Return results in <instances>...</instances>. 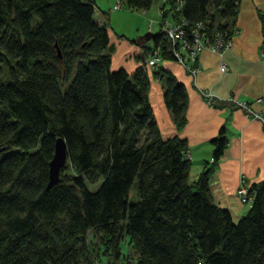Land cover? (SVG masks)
Listing matches in <instances>:
<instances>
[{"label": "trees", "instance_id": "16d2710c", "mask_svg": "<svg viewBox=\"0 0 264 264\" xmlns=\"http://www.w3.org/2000/svg\"><path fill=\"white\" fill-rule=\"evenodd\" d=\"M154 1L124 4L146 10ZM238 1L162 0L161 19L203 22L208 37L221 30L230 38ZM94 11L93 0H0V264H128L123 236L134 264H264V179L248 186L249 208L236 221L214 203L209 178L227 144L221 126L211 164L190 180L187 142L161 137L143 63L111 70L107 25ZM153 47L174 60L161 26L147 52ZM152 72L182 128L185 86L161 65ZM56 137L67 161L47 189ZM133 183L138 198L129 201Z\"/></svg>", "mask_w": 264, "mask_h": 264}, {"label": "crops", "instance_id": "0c3cea01", "mask_svg": "<svg viewBox=\"0 0 264 264\" xmlns=\"http://www.w3.org/2000/svg\"><path fill=\"white\" fill-rule=\"evenodd\" d=\"M93 1V19L101 24L107 14L99 5H110L111 0ZM258 12L264 14V0L238 1L234 21L236 33L232 36L231 46L222 55L209 49L201 50L197 54L199 70L196 75L186 72L175 60L165 59L160 63L185 86L187 120L182 128H176L164 104L162 82L153 76L152 71L147 72L148 100L161 137L178 136L187 142L190 180L196 179L211 164V139L224 126L227 144L211 173L209 189L214 203L228 209L234 221L249 208V204L241 203L236 194L241 179L248 186L264 179V129L260 121L249 117L235 105L237 101H252L264 96V59ZM107 30L111 70L122 67L132 73L144 62L147 47L152 43L145 40L134 42L135 39L131 40L124 34L112 35L108 27ZM221 63L226 65L224 72L220 71ZM202 90L211 94L214 99L212 105L206 103ZM254 108L264 114V103L254 104Z\"/></svg>", "mask_w": 264, "mask_h": 264}, {"label": "built area", "instance_id": "2783aa9c", "mask_svg": "<svg viewBox=\"0 0 264 264\" xmlns=\"http://www.w3.org/2000/svg\"><path fill=\"white\" fill-rule=\"evenodd\" d=\"M122 6L123 4L118 1L113 5V8L120 9ZM179 6L180 2L175 10L179 9ZM160 26L162 32L170 42L173 59L180 63L185 71L192 76L196 75L199 70L197 54L201 50L209 48L219 55H222L232 44V37L227 38L225 32L223 33L221 30H214L212 36L208 37L203 22H198L187 28L186 21L181 19L178 23L162 21ZM233 33H236V29ZM164 60L160 49L158 47H153L147 52L142 68L146 72L152 71ZM225 70V63H221L220 71L224 72ZM201 93L206 103L212 105L214 99L211 94L207 90H202ZM262 103H264V96H258L252 101H237L235 105L242 109L249 117L260 121L264 129V114L254 108V104ZM236 194L241 203H247L251 200V197L248 196V184L243 178L236 190Z\"/></svg>", "mask_w": 264, "mask_h": 264}, {"label": "rangeland", "instance_id": "374dc122", "mask_svg": "<svg viewBox=\"0 0 264 264\" xmlns=\"http://www.w3.org/2000/svg\"><path fill=\"white\" fill-rule=\"evenodd\" d=\"M121 2L123 4L122 8L114 9L111 5L116 2ZM162 4V0H155L152 5L146 10L140 9H129L125 6L124 0H111L110 5H99V7L105 11L107 14L105 17V23L107 27L110 29L112 35H120L124 34L129 39H140L142 38L145 33L151 32L156 33L160 27V23L162 22L160 16V5ZM170 17H166V21H169ZM235 30V28H234ZM147 43H152V38L146 41ZM209 49V48H206ZM212 51L211 49H209ZM214 52V51H212ZM216 53V52H215ZM119 68V67H117ZM116 68V69H117ZM97 183L90 185L87 184L90 190H94L99 185ZM138 198L135 183L130 188L129 192V201L136 200ZM249 202L244 203V205L248 206ZM89 236L92 239L91 246L97 248L98 239L95 235L90 232ZM120 249L121 253L123 254V262L128 264L135 263L136 253L134 249L126 242V236L120 241ZM126 256V257H124ZM95 264H99L98 261Z\"/></svg>", "mask_w": 264, "mask_h": 264}, {"label": "water", "instance_id": "95a60500", "mask_svg": "<svg viewBox=\"0 0 264 264\" xmlns=\"http://www.w3.org/2000/svg\"><path fill=\"white\" fill-rule=\"evenodd\" d=\"M154 33L147 32L142 37L143 40L148 41L153 38ZM57 53H59V49L57 48ZM5 150V147L0 146V154ZM67 161V152L66 145L62 137H56L53 145V154L48 163V181L46 184V188L49 189L52 185H54L58 179L61 169L64 167Z\"/></svg>", "mask_w": 264, "mask_h": 264}]
</instances>
